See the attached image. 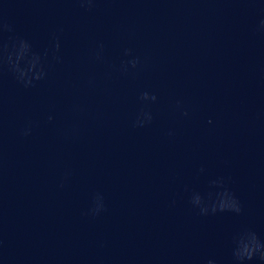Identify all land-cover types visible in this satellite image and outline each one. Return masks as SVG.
Segmentation results:
<instances>
[{
    "label": "clouds",
    "instance_id": "9594fccd",
    "mask_svg": "<svg viewBox=\"0 0 264 264\" xmlns=\"http://www.w3.org/2000/svg\"><path fill=\"white\" fill-rule=\"evenodd\" d=\"M28 51V45L24 41H20L17 50L14 54H9L7 59L9 64L12 66L13 70L17 73V79L25 84V86H28L31 84L32 79H41L43 76V72H34L32 76H29L30 72H33V70L36 68V64L38 63V60H33L31 62V66L28 69H23L19 66V61L24 57L26 52ZM13 56H15V59H13ZM133 67L136 66L137 61L133 60L130 62ZM152 99L155 100L156 97L152 95L149 97L148 93H142L141 99ZM187 115V113H185ZM51 119V118H50ZM148 121L151 120V115L149 114L147 116ZM195 203H199V198L197 197L194 201ZM214 211L217 210L216 208L213 209ZM219 210H231L235 211L236 213H239L241 209L238 206H233L229 208L226 204L221 203L219 205ZM261 248H264V245H262L257 238V236L254 233L251 232H244L242 233L238 240H237V246L233 251V255L237 261H240L241 264L245 260H251L254 258L257 252H260V258L264 259V251H260Z\"/></svg>",
    "mask_w": 264,
    "mask_h": 264
}]
</instances>
